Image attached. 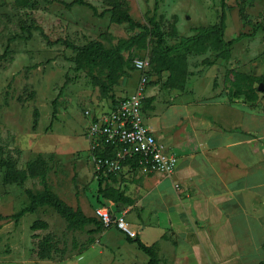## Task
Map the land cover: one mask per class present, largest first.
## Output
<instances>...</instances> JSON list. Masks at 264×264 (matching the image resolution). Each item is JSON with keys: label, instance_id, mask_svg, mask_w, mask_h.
<instances>
[{"label": "rangeland", "instance_id": "rangeland-1", "mask_svg": "<svg viewBox=\"0 0 264 264\" xmlns=\"http://www.w3.org/2000/svg\"><path fill=\"white\" fill-rule=\"evenodd\" d=\"M86 1L97 11L76 0H0V264H138V249L126 246L124 237L110 241L106 229L124 232L117 226L74 225L50 205L18 222L4 218L47 187L68 208L100 223L96 208L109 209L136 236L140 205L113 203L99 192L85 113L101 114L137 90L143 72L135 68L136 58L152 57L147 87L157 94L163 125L185 116L174 105L187 95L207 98L214 91L232 100L236 84L246 90L236 72L264 75V0H226L225 6L222 0ZM223 12V37L232 45H211L205 36L184 41L218 24ZM125 14L146 28L124 20ZM153 17L162 44L150 31ZM90 42L109 54L98 55L94 66L82 65L72 46ZM112 175L103 187L139 195L144 170L125 165Z\"/></svg>", "mask_w": 264, "mask_h": 264}, {"label": "crops", "instance_id": "crops-1", "mask_svg": "<svg viewBox=\"0 0 264 264\" xmlns=\"http://www.w3.org/2000/svg\"><path fill=\"white\" fill-rule=\"evenodd\" d=\"M211 92L178 100L174 106L184 108L185 116L163 125L157 94L146 90L152 109L145 110V123L179 158L170 175L139 166V195L125 194L133 203L124 204L140 205L141 225L133 229L153 249L156 264H264V97L251 102ZM147 111L153 112L150 119ZM106 232L112 243L120 235L138 249V264H150L126 233Z\"/></svg>", "mask_w": 264, "mask_h": 264}, {"label": "built area", "instance_id": "built-area-1", "mask_svg": "<svg viewBox=\"0 0 264 264\" xmlns=\"http://www.w3.org/2000/svg\"><path fill=\"white\" fill-rule=\"evenodd\" d=\"M134 66L143 72L137 90L119 101L116 107L108 112L94 115L91 111L85 113L91 117L89 135L93 148L103 144L118 147L115 157L95 158L96 172L102 175L118 174L122 172L123 163L127 159L137 157L140 166L151 172L172 174L179 163L178 156L160 143L145 123V109L143 100L149 82L148 70L151 69L149 57L134 60ZM96 215L105 228L117 226L130 236L134 231L122 218H116L105 207L96 208Z\"/></svg>", "mask_w": 264, "mask_h": 264}, {"label": "trees", "instance_id": "trees-1", "mask_svg": "<svg viewBox=\"0 0 264 264\" xmlns=\"http://www.w3.org/2000/svg\"><path fill=\"white\" fill-rule=\"evenodd\" d=\"M76 2H78L79 4L89 6L95 12L97 11V7L95 5H93L92 3L86 1V0H76ZM157 3H158V0H156V4ZM222 3H223V6H225L226 0H222ZM112 11L114 12L115 15H117V12L115 10H112ZM241 11L243 12V10H241ZM154 17L150 19L151 24L154 26V28L151 29L150 31L159 37V43L162 44L164 39H163V36L161 34L159 25L155 22ZM123 18H124V20L128 21L129 23H131L134 26L143 27V26H141V24L136 23L132 19V17L128 14H125L123 16ZM225 19H226V15H225V12H223L221 15V20L218 24L203 28L199 31V33L196 36H193V37L186 39L184 41H186V42L196 41L200 37L205 36V37L209 38L208 40L211 42V45L214 44L215 46H218V47L219 46L226 47V46L232 45L234 43V40L226 41L223 37L224 31L226 28ZM143 28H146V27H143ZM257 30H258V28H255L254 31H257ZM72 47L76 52L78 62L80 64L86 65V66H94L96 63V59H97L98 55L105 56V55L109 54L108 51L104 48V46L100 43H97V42H90L89 44L84 45V46H74L73 45ZM200 51L201 52L204 51V47L201 48ZM6 52H7V50H6ZM150 60H151V67H152V57L151 56H150ZM235 75L240 78L239 80H242L245 83L246 90L242 91L240 88V85L237 86V84H236V87H239L238 88L239 90L233 93L234 96H239L242 93H248V94H246L247 99L251 102L257 101V99L259 97L258 92H261L264 96V75H248V74L237 73V72L235 73ZM237 83H240V82L237 81ZM256 83H257V85H256ZM246 91H248V92H246ZM119 101L120 100L113 101L111 107L112 108L116 107V105L119 103ZM143 102H144V109H147V107L150 106L151 100L149 98H145L143 100ZM37 118H38V114L36 113L34 120L36 121ZM117 150H118V147L115 145L103 144L99 148H96L94 151H96V156H98V157H103V158L104 157H110V158H112V157H115ZM129 162H131V163H129ZM130 164H132V165H130ZM123 165H130V166H134V167L140 166L138 163L137 157L134 159H127L126 161H124ZM8 169H10V167H8ZM96 174L100 177L99 192L103 193L105 198L110 199L113 202H123L126 204H132L133 203V199L126 196L124 192L119 191V190L115 189L114 187L103 188L102 185H103V182H104L106 176L102 175L101 172H96ZM108 176L111 177L112 174H109ZM8 177H9V174H8ZM30 197H31V203L29 206L22 208L17 213L4 216V218L13 219L15 222H18L21 219V217L24 216L26 213H35L39 206L50 205L53 208H55L66 219L72 221L74 225H80V224L87 223L89 221H95L98 224V229H102L104 227L101 224L102 222L100 223L99 221H97L95 219L86 218L80 210L73 211L72 209L68 208L47 187H46V190L44 193H42L40 195L30 194ZM0 218H3V216L0 215ZM127 236H128V240L130 242L136 243L141 250H143L145 253H147L151 257L150 264H156L154 251L151 247L145 245L139 239L138 236H136L135 238H133L129 234H127Z\"/></svg>", "mask_w": 264, "mask_h": 264}]
</instances>
